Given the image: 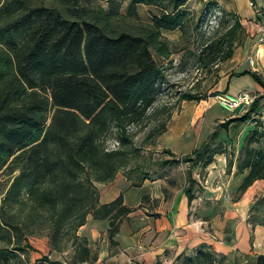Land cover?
<instances>
[{
  "label": "trees",
  "instance_id": "trees-1",
  "mask_svg": "<svg viewBox=\"0 0 264 264\" xmlns=\"http://www.w3.org/2000/svg\"><path fill=\"white\" fill-rule=\"evenodd\" d=\"M106 1L107 7L89 0H0V175L7 178L0 206V264L22 260V253L32 247L31 239L39 235L49 237L52 252L66 251L71 242V264L96 261L98 254L79 229L90 216L109 219L108 235L115 244L133 211L123 195L101 203L98 184L113 182L129 167L140 149L136 127L158 121L142 147L154 145L168 131L176 106L158 104L167 82L165 65L178 50L164 30L187 35L190 23L182 7L189 0L132 1V6L146 3L167 9L148 22L136 10L138 17L123 13L118 0ZM233 15L234 23L219 30L197 53L200 68L211 70L234 56L243 25ZM242 74H251L264 85L258 72ZM206 98L207 94L190 92L180 96L181 101ZM263 98L257 97L244 116L232 121L252 118ZM113 134L118 146L110 149L106 142ZM217 136L216 130L211 139ZM263 139L259 128L246 139L239 171L248 174L240 194L264 179V148L254 146ZM222 151L210 140L193 154L166 163L202 162L207 167ZM126 176L139 186L150 174L141 181ZM188 181L186 190L192 198L196 180L191 170ZM262 204L264 199L256 208ZM260 217L253 214L250 219L264 224V215ZM217 262L222 264L223 259L203 246L194 254L181 255L177 264ZM251 264H264V254Z\"/></svg>",
  "mask_w": 264,
  "mask_h": 264
},
{
  "label": "crops",
  "instance_id": "crops-1",
  "mask_svg": "<svg viewBox=\"0 0 264 264\" xmlns=\"http://www.w3.org/2000/svg\"><path fill=\"white\" fill-rule=\"evenodd\" d=\"M232 10L242 22L243 33L234 56L222 62L214 92H249L255 101L264 95V85L253 75L242 73L251 70L264 77V0H232ZM261 105L246 121L232 120L247 111H231L206 99L184 106L172 117L156 146L171 151L176 159L193 154L210 140L223 151L207 167L202 162L192 166L182 161L165 173L171 165H164L139 186H133L123 172L111 183H99L101 203L123 195L133 211L123 221L115 244L108 235L111 221L89 217L78 233L88 239L98 259L81 264H177L181 255L194 254L203 246L223 259L222 264H251L257 255L264 254V224L250 219L253 214L264 215V209H256L257 202L264 199V179L240 194L248 170L239 171L247 137L264 127ZM216 130L217 138L211 139ZM254 146L264 148V139ZM186 164L187 171H182ZM190 170L196 180L192 198L186 190Z\"/></svg>",
  "mask_w": 264,
  "mask_h": 264
},
{
  "label": "rangeland",
  "instance_id": "rangeland-1",
  "mask_svg": "<svg viewBox=\"0 0 264 264\" xmlns=\"http://www.w3.org/2000/svg\"><path fill=\"white\" fill-rule=\"evenodd\" d=\"M94 4H102L108 6L106 0H89ZM121 3L123 13H132L134 17H140L145 22L150 21L151 16L155 14H162L163 11H167L165 7L158 5H149L146 3H136L133 6L134 0H118ZM169 7V8H168ZM168 10H171L172 6H168ZM182 9L187 10V19L190 23V29L187 35L181 37V31H168L164 30V34L170 39L174 40V48L178 51L173 55V61L166 63L164 68L166 76V86L162 95V98L158 105L161 106H176V110L173 114L180 113L184 106L198 105L200 100H180V96L184 93H192L197 96L207 94L206 100L216 105H221L218 99V95L210 97V94L214 93V88L220 80L219 71L223 67L224 63L216 65L211 70H205L200 68L196 55L201 47L206 44L217 32L224 28L231 26L234 21L235 13L232 10V0H189ZM138 12V16L134 14V11ZM157 59L160 60L158 55ZM161 61V60H160ZM223 92V91H222ZM226 90H224L225 94ZM255 93V92H254ZM257 97V93H255ZM264 104V98L261 100ZM264 122V121H262ZM158 121L151 122L149 124L143 123L139 125V133L136 137L137 145L140 148L139 151L133 156L129 167L124 169V174L131 175L135 181H141L142 177L146 174H156V171H162L164 165H171V168L165 173H169L175 168L174 159L170 152L167 150H160L158 146L151 145L142 147V142L151 127L157 124ZM221 127V123L218 124ZM264 130V127L261 129ZM217 143V142H216ZM215 143V144H216ZM110 149L116 148L118 142L116 134H113L106 142ZM218 144V143H217ZM215 147H220L216 145ZM172 160V161H171ZM189 164L184 165L182 171H187ZM163 173V174H165ZM187 176V173H186ZM7 178L0 175V206L4 197L3 188L6 187ZM258 210L264 209V204L260 205ZM262 217L263 215L260 214ZM260 217V218H262ZM32 247L29 251L23 252L22 260L13 259L11 264H43V262L50 263V261H56L59 264H71L74 261V251L71 242L68 243V249L64 252L51 251V244L49 237L36 236L31 239ZM2 243H0V246ZM48 256V257H47ZM47 257L48 260H44Z\"/></svg>",
  "mask_w": 264,
  "mask_h": 264
},
{
  "label": "built area",
  "instance_id": "built-area-1",
  "mask_svg": "<svg viewBox=\"0 0 264 264\" xmlns=\"http://www.w3.org/2000/svg\"><path fill=\"white\" fill-rule=\"evenodd\" d=\"M218 99L223 107L231 111L237 109H241L243 112L248 111L254 102V97L249 92H243L238 95L231 93L220 94Z\"/></svg>",
  "mask_w": 264,
  "mask_h": 264
}]
</instances>
